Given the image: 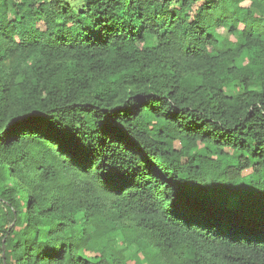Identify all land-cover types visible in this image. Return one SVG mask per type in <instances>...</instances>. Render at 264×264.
I'll return each instance as SVG.
<instances>
[{"label":"trees","instance_id":"trees-1","mask_svg":"<svg viewBox=\"0 0 264 264\" xmlns=\"http://www.w3.org/2000/svg\"><path fill=\"white\" fill-rule=\"evenodd\" d=\"M0 128V264H264V0H0Z\"/></svg>","mask_w":264,"mask_h":264},{"label":"snow or ice","instance_id":"snow-or-ice-1","mask_svg":"<svg viewBox=\"0 0 264 264\" xmlns=\"http://www.w3.org/2000/svg\"><path fill=\"white\" fill-rule=\"evenodd\" d=\"M38 119H42V118L38 116L24 117L22 121H17L16 123L22 124V123H26V122H29L32 120H38ZM13 130L14 129L5 130V129L0 128V140L4 138V135L10 134ZM106 179H108L112 183H121L126 179V177L118 170L110 169L108 172V175L106 176Z\"/></svg>","mask_w":264,"mask_h":264},{"label":"rangeland","instance_id":"rangeland-1","mask_svg":"<svg viewBox=\"0 0 264 264\" xmlns=\"http://www.w3.org/2000/svg\"><path fill=\"white\" fill-rule=\"evenodd\" d=\"M217 33L220 34V35H222V36H227L231 40H235L236 39V36L235 35H229L227 33L226 29L219 28V29H217ZM242 60L244 61V59H242ZM237 88H238V84L235 83L233 85L227 86L225 90H226V93L230 95L233 92H235ZM231 204H233V202ZM134 248H135V246L132 245V247L130 248V250H133Z\"/></svg>","mask_w":264,"mask_h":264},{"label":"water","instance_id":"water-1","mask_svg":"<svg viewBox=\"0 0 264 264\" xmlns=\"http://www.w3.org/2000/svg\"><path fill=\"white\" fill-rule=\"evenodd\" d=\"M2 255H4V252H3V244H2Z\"/></svg>","mask_w":264,"mask_h":264}]
</instances>
